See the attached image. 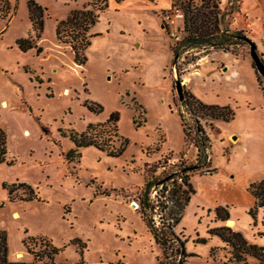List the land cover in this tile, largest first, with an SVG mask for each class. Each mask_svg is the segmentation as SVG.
<instances>
[{
	"label": "rangeland",
	"instance_id": "rangeland-1",
	"mask_svg": "<svg viewBox=\"0 0 264 264\" xmlns=\"http://www.w3.org/2000/svg\"><path fill=\"white\" fill-rule=\"evenodd\" d=\"M8 1L11 16L0 18V129L6 133V160L12 164H0V181L15 182L16 197L29 193L19 182L40 197L0 198L5 202L0 220L8 253L25 250L32 260L22 243L26 230L63 247L56 261H78V245L71 240L80 238L87 242L84 264H157L162 250L137 209L144 163L167 154L171 158L166 170L171 174L178 164H194L197 154L184 139L177 79L184 96L230 104L235 111L229 122L199 118L217 169L190 174L195 193L176 232L186 239V250L197 255L184 264H224L229 258V246L210 235L209 226L241 230L250 242L264 246V207L258 208L253 221L246 191L249 182L264 177V77L254 68L250 44L235 46L237 55L193 48L175 59L170 47L178 40L171 31L181 37L184 32L182 12L171 6L172 0H123L119 5L112 0L91 26L87 61L79 65L69 45L57 40L55 29L71 10L90 0H35L45 8L39 54L16 44V39L32 33L28 0ZM220 1L230 27L246 32L264 62V0ZM167 14L174 15L173 23ZM86 100L101 104L102 111L90 110ZM113 111L118 112V135L129 140L125 152L110 157L89 146L80 149L77 160L67 161L66 154L74 148L69 131L105 122ZM184 113V124L194 130L192 118ZM1 189L0 183V197L6 196ZM151 195L155 198L156 190ZM216 206H226L235 225L215 221ZM197 234L208 241L195 242Z\"/></svg>",
	"mask_w": 264,
	"mask_h": 264
},
{
	"label": "trees",
	"instance_id": "trees-1",
	"mask_svg": "<svg viewBox=\"0 0 264 264\" xmlns=\"http://www.w3.org/2000/svg\"><path fill=\"white\" fill-rule=\"evenodd\" d=\"M111 1L90 0L82 8L71 10L65 19L57 23L55 29L57 40L62 44L69 45L77 64L84 65L86 63L85 50L91 44L93 36L90 33V28L97 22L100 13L109 8ZM113 1L119 3L122 0ZM27 5L32 23V33L27 37L16 39V44L22 51L34 49L36 54H39L43 51L38 42L42 37L45 8L35 0H28ZM171 6L179 8L182 12L184 32V35L170 47L175 59L183 52L193 48L222 50L237 55L235 46L253 42L244 30L230 27V23L226 21V13L221 8L220 0H199L198 2L183 0L180 4L178 0H172ZM12 10L13 7L8 0H0V18L9 19ZM25 69L27 70V68ZM85 105L96 113H100L103 109L101 104L92 101L86 100ZM182 106L184 109H179L178 112L184 139L196 148V162L189 165L178 164L171 174H167L166 170V165L171 158L167 154L153 163L145 162L143 166L144 183L137 195L139 204L137 209L140 217L150 232L154 243L162 250L161 256L157 258V264H184L187 257L197 255L195 252L186 250V239L176 232V226L180 222L191 196L195 193L190 182L191 172L211 173L217 169L212 167L211 140L199 122V118L229 122L235 116V111L230 104L206 102L194 95L184 96ZM184 112L192 118L195 124L194 130H189L184 124ZM117 119L118 112L113 111L105 122H90L83 131L71 129L69 137L74 148L66 154L67 161L77 160L81 156L80 149L89 146L104 151L110 157L121 156L125 152L129 140L118 135ZM6 156L7 137L5 131L0 129V164H12V161L6 160ZM175 177L177 180L180 179V182L175 180ZM168 183H174V186H166L165 184L169 185ZM18 185L29 189V193L25 197L13 195L18 190V188L14 189L15 182H1V187L7 191L8 201L40 200L38 193L31 186L21 182ZM160 185L162 189H158ZM152 189L156 190L155 198H152ZM246 191L254 198V203L249 208L248 213L255 221L258 208L264 207V177L249 182ZM103 194L108 195L109 192H103ZM4 203L2 201L0 207ZM229 218L230 211L226 206L214 208L215 221L225 222ZM207 232L217 236L221 242L229 246L230 256L224 261V264L229 261L241 264H264V246L250 242L241 230L218 225L209 226ZM24 233L22 243L27 253L32 255V260L10 259L7 233L0 228V264H84L82 255L87 247V242L82 239L73 238L71 240V243L78 245L81 258L76 262H61L55 260V255L61 252L63 247L54 246L45 236L28 235L26 230ZM194 241L206 243L208 238L197 234ZM215 248L216 246L210 248L211 253L214 252ZM250 257L253 258V261L248 259Z\"/></svg>",
	"mask_w": 264,
	"mask_h": 264
},
{
	"label": "water",
	"instance_id": "water-1",
	"mask_svg": "<svg viewBox=\"0 0 264 264\" xmlns=\"http://www.w3.org/2000/svg\"><path fill=\"white\" fill-rule=\"evenodd\" d=\"M256 46L255 44L252 42L250 44V54L252 57V60L254 62V68L264 77V62L263 60L259 57L258 53L256 52ZM175 87H176V91L178 93V97L180 100L184 99V95L182 92V87H181V83L180 81L177 79L175 80ZM133 205H136L135 203H133ZM229 220V219H228ZM227 220V221H228ZM226 221V222H227Z\"/></svg>",
	"mask_w": 264,
	"mask_h": 264
},
{
	"label": "crops",
	"instance_id": "crops-1",
	"mask_svg": "<svg viewBox=\"0 0 264 264\" xmlns=\"http://www.w3.org/2000/svg\"><path fill=\"white\" fill-rule=\"evenodd\" d=\"M123 1V0H122ZM122 1H120V2H122ZM120 2L119 3H116V5H119L120 4ZM110 7V6H109ZM225 54H232V53H230V52H224ZM238 89H239V91H244V90H242L241 88H240V86H238ZM2 181H0V183H1ZM1 190H4V192H5V189H1ZM248 193V192H247ZM4 195L6 194V193H3ZM249 194V193H248ZM250 195V194H249ZM7 197V194H6V196H2V197H0L1 199H5ZM249 204H251V205H253V203H254V198L250 195V200H249V202H248ZM250 208V207H249ZM17 213L18 214V212L17 211H13V214L14 213ZM0 213H1V209H0ZM0 228L1 229H3L4 227L1 225V220H0ZM25 249V248H24ZM18 252H21L22 253V255H21V257H24V258H22V259H25V260H28V261H30L31 259H29V258H27V256H25V250L23 251V250H18L16 253H14V252H10L9 251V253H8V255H9V258L10 259H16L17 258V253ZM26 254H27V252H26Z\"/></svg>",
	"mask_w": 264,
	"mask_h": 264
},
{
	"label": "built area",
	"instance_id": "built-area-1",
	"mask_svg": "<svg viewBox=\"0 0 264 264\" xmlns=\"http://www.w3.org/2000/svg\"><path fill=\"white\" fill-rule=\"evenodd\" d=\"M177 12L179 11V9H175ZM173 14H167L166 16H165V18L167 19V21H169V22H171V23H173ZM171 35L175 38V39H177V40H179L180 38H181V36L179 35V34H177L174 30H172L171 31Z\"/></svg>",
	"mask_w": 264,
	"mask_h": 264
},
{
	"label": "bare ground",
	"instance_id": "bare-ground-1",
	"mask_svg": "<svg viewBox=\"0 0 264 264\" xmlns=\"http://www.w3.org/2000/svg\"><path fill=\"white\" fill-rule=\"evenodd\" d=\"M67 92H68V89L65 88V89L63 90V93H64V94H67ZM25 134H28V132L25 131ZM133 208H135V206H133ZM14 214H15V216H16V213H14ZM227 224L233 226V225H235V221H234L233 219L230 218V219L227 221ZM21 254H22L21 252H18V253H17L18 256H21Z\"/></svg>",
	"mask_w": 264,
	"mask_h": 264
}]
</instances>
